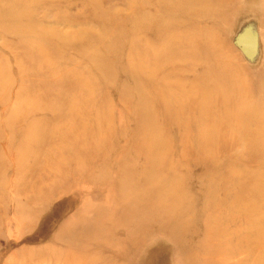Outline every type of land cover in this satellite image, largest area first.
<instances>
[{
	"label": "rangeland",
	"instance_id": "1",
	"mask_svg": "<svg viewBox=\"0 0 264 264\" xmlns=\"http://www.w3.org/2000/svg\"><path fill=\"white\" fill-rule=\"evenodd\" d=\"M0 264H264V0H0Z\"/></svg>",
	"mask_w": 264,
	"mask_h": 264
},
{
	"label": "water",
	"instance_id": "2",
	"mask_svg": "<svg viewBox=\"0 0 264 264\" xmlns=\"http://www.w3.org/2000/svg\"><path fill=\"white\" fill-rule=\"evenodd\" d=\"M256 39V37H255ZM236 45L238 46V48L241 49L243 55L245 56V58H247V60L249 62H254V60H256V58L258 57L259 54V49L258 46L256 48V50L254 49L253 43L248 44L246 47H244L241 42L239 43L238 41L236 42ZM243 46V47H242ZM250 54V56L247 54Z\"/></svg>",
	"mask_w": 264,
	"mask_h": 264
}]
</instances>
